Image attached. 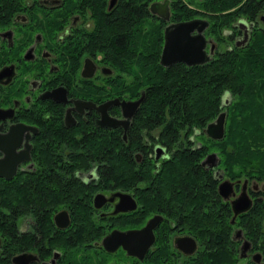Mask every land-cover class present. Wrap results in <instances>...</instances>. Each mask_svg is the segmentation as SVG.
I'll return each instance as SVG.
<instances>
[{"label": "flooded vegetation", "instance_id": "flooded-vegetation-1", "mask_svg": "<svg viewBox=\"0 0 264 264\" xmlns=\"http://www.w3.org/2000/svg\"><path fill=\"white\" fill-rule=\"evenodd\" d=\"M215 1L103 0V12L111 14L120 4L132 6L129 37L139 35L145 41L147 34L154 33L150 36L159 43L161 63L166 66L180 62L188 64L184 60L162 61L166 31L179 23L193 19L203 23L200 30L196 26L190 33L204 36L205 61L220 53L248 47L254 35L264 31V0H237L233 5L222 6L213 4ZM92 4H96L95 0H18L17 4L10 0L9 13L0 18V192L16 191L37 182L39 177H42V185L51 190L59 189L53 185L58 180L63 183L60 188L67 192L70 189L78 191L79 183L84 188V195L63 196L64 199L48 207L52 208L51 225L46 233L41 232L31 213L16 216L18 234L35 236V239L33 244L11 252L7 262L199 264L200 256H209L212 251L209 250V236H202L186 224L184 218L169 216L159 204L149 213L145 212L140 191L149 189L150 184L138 182L133 189L102 184L98 169L101 163L97 160L105 156L90 152L88 138H100L107 149L116 133L125 147H129L130 128L146 90L131 91L134 75L115 67L102 48L89 50L79 46L69 51L72 42L96 32ZM5 6L0 0V10ZM148 39L152 44V38ZM131 53L138 55L133 46ZM140 97H143L140 105L129 117L124 111H132V106L124 109L121 102ZM105 114L121 122L114 127L106 125L105 120L102 122ZM174 149L176 145L170 148L157 136L155 140L145 136L142 146L132 151V158L135 162L148 159L153 163L152 171L158 172ZM161 150L163 154L159 155ZM216 153L204 163L207 153L201 164L216 182L220 198L218 208L227 201L232 212L226 226L229 257L220 264H264V219L258 235L247 234L241 223L244 219L239 218L240 213L234 216L232 206V200L244 187L252 199L248 210L264 206V181L256 176L227 177L219 167L220 156ZM79 158L87 163H78ZM225 179L233 182L227 197L219 189ZM119 192L132 194L137 208L113 212L121 198ZM79 201L86 205L91 219L86 231L80 234L82 242L74 239L77 226L71 211ZM135 210L140 218L137 225L120 223L122 215ZM156 215L161 216L153 229L154 241L142 256L129 254L123 245L112 250L103 246V237L112 229L143 228ZM3 241L0 233V258L6 253ZM23 254L29 257H16Z\"/></svg>", "mask_w": 264, "mask_h": 264}, {"label": "trees", "instance_id": "trees-1", "mask_svg": "<svg viewBox=\"0 0 264 264\" xmlns=\"http://www.w3.org/2000/svg\"><path fill=\"white\" fill-rule=\"evenodd\" d=\"M1 1L6 6L0 10V18H5L11 9L7 5L10 0ZM95 2L92 4L97 22L95 34H85L72 42L69 51L79 46L89 50L102 48L115 67L134 75L130 82L131 91L146 90L130 128L129 147H125L116 133L107 149L100 138H88L90 152L105 156L97 160L101 163L98 169L102 184L128 189L135 188L133 186L138 182L150 184L149 189L140 191L145 212L149 213L159 204L169 216L184 218L186 224L202 236H209V250L212 251L209 256L201 255L199 264H220L229 257L226 245L229 229L226 226L232 212L227 201L221 209L218 208L220 198L216 182L212 173L202 166L201 159L209 151H217L219 167L227 177L256 176L264 181V31L254 35L248 47L220 53L212 60L166 66L159 60L161 48L152 37L154 33L147 34L145 41L139 35L129 37L132 6L120 4L111 14H105L103 0ZM236 2L217 0L213 4L222 6ZM149 37L152 44L148 43ZM131 46L138 51L137 56L131 53ZM226 95L230 98L227 105L224 104ZM222 109L226 110L227 116L225 135L222 139H214L204 129ZM198 135L203 139L199 140ZM145 136L151 140L157 136L170 148L176 145L158 172L152 171L153 163L148 159L135 162L132 158V151L142 146ZM77 161L87 163L81 158ZM104 162L108 165H102ZM41 179L39 177L37 182L16 191L0 192V233L6 252L5 257L0 258V264H8L6 258L18 247L34 243L35 236L18 234L16 216L31 213L41 232L46 233L51 225L52 208L48 207L62 200L63 196L84 195L82 183H79L78 191L70 189L67 192L60 188L63 183L58 179L53 185L59 189L54 190L43 186ZM87 210L81 201L71 209L77 226L74 239L80 242L81 232L91 224ZM122 216L121 224L135 226L140 220L136 210ZM239 218L244 219L241 223L247 234L258 235L264 219V206L252 207L240 213Z\"/></svg>", "mask_w": 264, "mask_h": 264}, {"label": "water", "instance_id": "water-1", "mask_svg": "<svg viewBox=\"0 0 264 264\" xmlns=\"http://www.w3.org/2000/svg\"><path fill=\"white\" fill-rule=\"evenodd\" d=\"M199 19H193L187 22L179 23L175 28L166 31V41L162 52V61L164 63H170L176 60H184L188 64H196L203 62L207 59L204 50V36L202 34L192 35L190 32L194 30L196 26L199 30L203 27V23ZM143 97H140L134 101H122L123 108L132 106L130 112L124 111L129 117L133 114L134 110L140 105ZM115 101V100H114ZM104 116H107L106 114ZM102 116V122L109 126L118 125L121 120L107 116ZM226 124V111L222 110L212 121H210L205 127V133L214 139H221L225 135ZM163 150L159 152V155L163 154ZM216 152H210L204 163H207L208 159L212 156H216ZM233 182L225 179L220 183L219 189L226 197L230 195ZM121 198L119 203L115 205L113 212L129 211L137 208V202L130 193L119 192ZM252 205V199L248 195L246 188L242 190L241 194L232 200V206L234 210V216L248 210ZM59 214V213H58ZM56 214V216L58 215ZM55 216V218H56ZM159 215L150 218L148 223L143 228H130L127 230L112 229L102 239V244L107 249H115L116 247L123 245L129 254L142 256L148 249L150 244L154 241V227L158 223ZM29 257L25 254L18 255L16 257Z\"/></svg>", "mask_w": 264, "mask_h": 264}, {"label": "rangeland", "instance_id": "rangeland-1", "mask_svg": "<svg viewBox=\"0 0 264 264\" xmlns=\"http://www.w3.org/2000/svg\"><path fill=\"white\" fill-rule=\"evenodd\" d=\"M199 140H202L203 138L201 137V135H198L197 137ZM214 245V244H213Z\"/></svg>", "mask_w": 264, "mask_h": 264}, {"label": "bare ground", "instance_id": "bare-ground-1", "mask_svg": "<svg viewBox=\"0 0 264 264\" xmlns=\"http://www.w3.org/2000/svg\"><path fill=\"white\" fill-rule=\"evenodd\" d=\"M228 98V97H227ZM225 106V105H224ZM227 117V116H226ZM162 148V147H161ZM206 158V157H205ZM204 164V163H203ZM161 216V215H160Z\"/></svg>", "mask_w": 264, "mask_h": 264}]
</instances>
